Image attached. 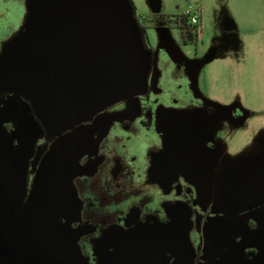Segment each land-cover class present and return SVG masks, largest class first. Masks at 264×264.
<instances>
[{
    "label": "flooded vegetation",
    "instance_id": "af4514ba",
    "mask_svg": "<svg viewBox=\"0 0 264 264\" xmlns=\"http://www.w3.org/2000/svg\"><path fill=\"white\" fill-rule=\"evenodd\" d=\"M31 4L0 0V55ZM187 65L56 137L27 101L0 90L13 184L8 197L0 190V264L20 241L34 244L28 264H226L231 248L236 264L263 262L264 193L242 203L220 192L225 177L210 165L219 146L188 125L219 112L193 95ZM228 115L246 118L239 107Z\"/></svg>",
    "mask_w": 264,
    "mask_h": 264
},
{
    "label": "rangeland",
    "instance_id": "374dc122",
    "mask_svg": "<svg viewBox=\"0 0 264 264\" xmlns=\"http://www.w3.org/2000/svg\"><path fill=\"white\" fill-rule=\"evenodd\" d=\"M130 1L136 16L155 15L160 25L165 24L167 18L183 14L191 7L202 11L203 24L196 45H183L179 33L168 27L142 30L145 46L153 55L149 85L155 90L161 73L174 66L183 69L187 63L185 69L191 78L193 95L202 103L216 107L219 114L208 117L199 113L189 122L186 118L176 121L180 126L188 122L196 135L219 146V158L211 157L210 165L214 171L221 168L225 183L220 192L227 199L243 203L246 199L262 195L264 0ZM166 80L163 74L162 83ZM233 107H239L246 113V118L240 123L229 119L228 112ZM12 186L10 163L0 143V190L4 191L3 195L8 197ZM0 209V216H6L3 204ZM226 223L229 224L228 221ZM21 242L17 243L12 256L1 264H28L31 254L36 257L34 244L28 247ZM226 256V264H236V250L231 248ZM260 264H264V260Z\"/></svg>",
    "mask_w": 264,
    "mask_h": 264
},
{
    "label": "water",
    "instance_id": "95a60500",
    "mask_svg": "<svg viewBox=\"0 0 264 264\" xmlns=\"http://www.w3.org/2000/svg\"><path fill=\"white\" fill-rule=\"evenodd\" d=\"M152 64L130 0H32L0 55V90L56 137L146 94Z\"/></svg>",
    "mask_w": 264,
    "mask_h": 264
},
{
    "label": "trees",
    "instance_id": "16d2710c",
    "mask_svg": "<svg viewBox=\"0 0 264 264\" xmlns=\"http://www.w3.org/2000/svg\"><path fill=\"white\" fill-rule=\"evenodd\" d=\"M138 22L142 30L155 29L163 26L176 30L181 38V42L185 46L196 45L200 40L202 29V11L200 10V23L196 26L190 23V18L185 13L167 18L165 24L160 25L155 15L148 17L137 16Z\"/></svg>",
    "mask_w": 264,
    "mask_h": 264
},
{
    "label": "built area",
    "instance_id": "2783aa9c",
    "mask_svg": "<svg viewBox=\"0 0 264 264\" xmlns=\"http://www.w3.org/2000/svg\"><path fill=\"white\" fill-rule=\"evenodd\" d=\"M185 14L189 16L192 25L196 26L200 23V9L191 7Z\"/></svg>",
    "mask_w": 264,
    "mask_h": 264
}]
</instances>
